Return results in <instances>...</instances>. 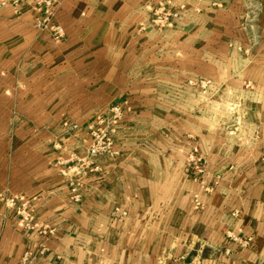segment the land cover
Instances as JSON below:
<instances>
[{"label":"crops","instance_id":"0c3cea01","mask_svg":"<svg viewBox=\"0 0 264 264\" xmlns=\"http://www.w3.org/2000/svg\"><path fill=\"white\" fill-rule=\"evenodd\" d=\"M51 1L59 37L0 0V193L35 227L0 204V264H264V0ZM114 105L116 153L57 166Z\"/></svg>","mask_w":264,"mask_h":264},{"label":"built area","instance_id":"2783aa9c","mask_svg":"<svg viewBox=\"0 0 264 264\" xmlns=\"http://www.w3.org/2000/svg\"><path fill=\"white\" fill-rule=\"evenodd\" d=\"M37 5L42 7L43 17L37 22V25L47 26L53 31L54 36H60V30L58 25L51 24L52 17V1L51 0H37ZM154 16L152 22L159 26H167L177 19L178 12L172 11L164 5L158 6L154 9ZM122 118V110L118 105L111 106L104 116H98L92 124L88 126L89 136L91 137V143L86 148L83 155H72L68 159L64 160L58 157L55 160L57 166L64 164L74 165L77 167H83V172L92 170L94 167L92 161L94 158L111 156L116 152L113 150V134L116 130V123ZM77 126L74 124L71 129H75ZM68 165V166H69ZM95 168V167H94ZM68 196L73 202H80L82 198L81 194V181L77 178L71 179L68 184ZM31 197L23 194H2L0 195V204L5 208L14 211L20 220L22 221L24 228L35 229L33 223V214L31 208ZM35 254L31 251H24L22 257L19 260V264H28ZM169 264H181L180 261L174 260Z\"/></svg>","mask_w":264,"mask_h":264},{"label":"rangeland","instance_id":"374dc122","mask_svg":"<svg viewBox=\"0 0 264 264\" xmlns=\"http://www.w3.org/2000/svg\"><path fill=\"white\" fill-rule=\"evenodd\" d=\"M2 194H7V193H0V195H2ZM123 215H125V212H122V216H123Z\"/></svg>","mask_w":264,"mask_h":264}]
</instances>
